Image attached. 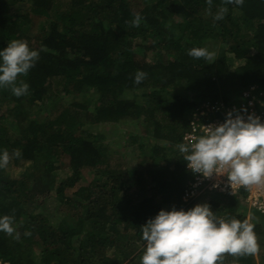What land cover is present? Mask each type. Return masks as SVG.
<instances>
[{"label":"trees","instance_id":"trees-1","mask_svg":"<svg viewBox=\"0 0 264 264\" xmlns=\"http://www.w3.org/2000/svg\"><path fill=\"white\" fill-rule=\"evenodd\" d=\"M22 2L27 11L9 13ZM221 7L227 11L216 20ZM208 38L226 47L211 60L188 54ZM13 39L27 41L39 58L18 77L29 84L27 94L0 88V149H19L10 162L32 171L11 179L0 169V215L17 226L0 231V264L136 262L142 225L164 207L187 206L194 173L178 146L188 144L191 122L222 118L216 103L251 98L264 112V0H0V48ZM235 61L244 62L229 72ZM137 70L147 74L139 84ZM127 92L136 94L128 99ZM38 101L47 110L28 116L26 107ZM102 125L115 141L95 132ZM130 125L145 127L146 140L131 136ZM122 138L133 154L138 143V167L125 169ZM205 196L215 198L208 204L217 215L247 219L264 250V212L246 215L237 196ZM225 198L227 208L218 211ZM222 255V264L258 263L256 253Z\"/></svg>","mask_w":264,"mask_h":264},{"label":"clouds","instance_id":"clouds-1","mask_svg":"<svg viewBox=\"0 0 264 264\" xmlns=\"http://www.w3.org/2000/svg\"><path fill=\"white\" fill-rule=\"evenodd\" d=\"M229 2L239 5L244 0ZM226 11L221 7L214 19H222ZM139 22L140 15L137 13L132 23L138 25ZM188 54L209 60L215 55L203 47H193ZM38 58V50L31 48L27 41H8L6 47L0 48V88L11 87L17 97L27 94L29 84L24 80L17 82L18 77L27 75ZM146 75L142 70H137L134 82L139 84ZM208 127V133L194 143H181L178 146L179 151L185 153L188 168L204 178L226 174L230 185L264 183V120L248 112L247 108H242L230 110L222 123ZM20 155L19 149L12 153L0 149V169L6 168L13 156ZM213 187H218V184ZM244 190L247 189L234 195L225 194L245 199L249 212V209L255 208L247 200L248 190L245 195L242 194ZM205 194L206 191L184 208H162L142 225L145 244L140 264H222L223 253L238 257L257 252L253 225L247 219H225L217 215L208 203H198ZM195 203L198 204L193 206ZM0 231L8 234L15 231L13 217L0 215Z\"/></svg>","mask_w":264,"mask_h":264},{"label":"built area","instance_id":"built-area-1","mask_svg":"<svg viewBox=\"0 0 264 264\" xmlns=\"http://www.w3.org/2000/svg\"><path fill=\"white\" fill-rule=\"evenodd\" d=\"M250 94L251 90L243 92L242 95L245 99H248ZM240 105H237L236 103L230 106H225L224 104H216L214 105L213 109H216L217 111L220 109L223 110L224 114L222 118L215 119L214 121L202 125H200L197 120H193L191 122V130L185 138L187 143L192 144L201 136L206 135L209 131L208 126L222 123L226 118L227 112H229L230 110H240L242 108H247L248 112L255 113L256 115L260 116L262 120H264V112L258 111L254 98L248 99L247 104L244 102ZM201 114H204V112H202ZM214 184H218V187H213ZM242 189L248 190L247 200L250 205L258 211L264 212V183L252 184L248 186L241 185L239 183L230 185L226 174L219 177L213 175L211 178H204L202 174L194 173L192 181L184 190L183 200L187 203V205H190L205 191H216L234 195Z\"/></svg>","mask_w":264,"mask_h":264},{"label":"rangeland","instance_id":"rangeland-1","mask_svg":"<svg viewBox=\"0 0 264 264\" xmlns=\"http://www.w3.org/2000/svg\"><path fill=\"white\" fill-rule=\"evenodd\" d=\"M139 4H141V2ZM29 8H30V4L29 3H26V2L23 3L22 2V3H18L15 6L11 7L10 10H9V13H15L17 11H27ZM46 26L48 27L47 24H46ZM220 47H226V46L223 43H221L219 41H214L213 39H210V38L204 39V41H203V48H206V49L214 52V54H216V52L221 49ZM213 58H214V56H213ZM243 62L235 61L234 63H232L231 66H230L229 72H234L241 64H243ZM229 88H230V85H225V89L224 90L226 91ZM135 92L137 94L138 93L141 94L140 91H135ZM134 93L127 92V93L124 94L125 95L124 97L128 98V99L132 98V94H134ZM138 97H140V95ZM95 101L93 100V102H95ZM45 104H46L45 102L38 101L35 104V107H31L29 105V106L26 107L25 110H26L28 116L31 115V116L34 117L35 113H37L39 111H46L47 110V109H45L47 104L46 105ZM42 107H43V109H41ZM33 108H34V112L32 111ZM32 114H34V115H32ZM10 120H9L8 123H10ZM141 120H143V119H141ZM104 126L105 125H102V126H100V128L95 129V132H99L101 134V136H104L106 133L110 134V131H111L110 128H106ZM129 128L131 130V136L132 135H137L140 138L139 142L144 141V139L146 140V138L142 137V135H141L142 133H144L146 131L145 127H141V126H137V125H135V127H132V125H130ZM14 133L16 135V131H14ZM148 135L151 136L152 134L150 133ZM104 137L107 139L106 142L110 141L111 139L113 141H115L114 140V138H115L114 136H111V137L104 136ZM127 139L122 138V140L119 143L118 142L117 143H118V148H119V152H120L121 156H125V158L123 159L125 169H127V168L133 169L134 167H138V153H139L138 143L135 142V148L134 149H135L136 153L133 154L132 147L128 146L127 143H126ZM5 170H6L7 177H9L11 179L21 178V176L26 175L28 172H30V174L32 173L29 163H27V165L24 164L22 167L21 166L18 167V166H14L13 162H10L9 165L5 168ZM85 174H87V173H85ZM68 193L70 194V192H68ZM209 196L202 197V199L198 203H209L210 201L213 200V197H209ZM214 200H215V198H214ZM198 203L193 204V206H195ZM54 204H55L54 201L50 202L49 200H47L45 205H44V207L47 206L48 209H51L53 211ZM210 206L213 207L212 205H210ZM220 206H221V208L218 209V211H223V210H225L227 208V206H228L227 198L223 199V201L220 203ZM182 208H184V207H182ZM164 209H167V207H164ZM27 210L30 213L29 207L27 208ZM37 212H38V210H37ZM243 212H244V208H243ZM243 212L241 210H239V213H243ZM248 214L249 213L247 211L246 215H248ZM248 216H251V215H248ZM250 220H251V218H250ZM14 226H15V230H16L17 226L16 225H14ZM256 259H257V262H258L257 264H264V250L257 249ZM132 264H140V258L137 259V261L132 263Z\"/></svg>","mask_w":264,"mask_h":264}]
</instances>
